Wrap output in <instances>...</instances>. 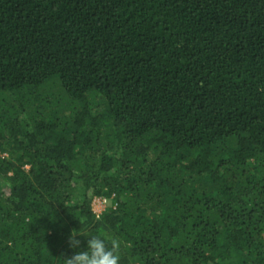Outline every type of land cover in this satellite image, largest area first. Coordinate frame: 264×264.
<instances>
[{"label": "trees", "instance_id": "1", "mask_svg": "<svg viewBox=\"0 0 264 264\" xmlns=\"http://www.w3.org/2000/svg\"><path fill=\"white\" fill-rule=\"evenodd\" d=\"M93 235L264 264V0H0V264Z\"/></svg>", "mask_w": 264, "mask_h": 264}, {"label": "clouds", "instance_id": "2", "mask_svg": "<svg viewBox=\"0 0 264 264\" xmlns=\"http://www.w3.org/2000/svg\"><path fill=\"white\" fill-rule=\"evenodd\" d=\"M78 233L72 232L68 238L70 248H78L80 241L76 239ZM120 241L110 238L107 241L100 236L93 235L87 240V250L78 251L66 257L64 264H119Z\"/></svg>", "mask_w": 264, "mask_h": 264}, {"label": "rangeland", "instance_id": "3", "mask_svg": "<svg viewBox=\"0 0 264 264\" xmlns=\"http://www.w3.org/2000/svg\"><path fill=\"white\" fill-rule=\"evenodd\" d=\"M92 210L95 214H100L103 211H106L112 207V202L110 199H107L106 202H102L99 200V197H96L91 202Z\"/></svg>", "mask_w": 264, "mask_h": 264}, {"label": "built area", "instance_id": "4", "mask_svg": "<svg viewBox=\"0 0 264 264\" xmlns=\"http://www.w3.org/2000/svg\"><path fill=\"white\" fill-rule=\"evenodd\" d=\"M99 200L102 201L103 203L106 202L107 198L105 197H99ZM98 215V214H97Z\"/></svg>", "mask_w": 264, "mask_h": 264}]
</instances>
